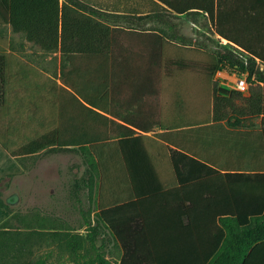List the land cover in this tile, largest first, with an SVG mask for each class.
Listing matches in <instances>:
<instances>
[{"label": "crops", "instance_id": "crops-1", "mask_svg": "<svg viewBox=\"0 0 264 264\" xmlns=\"http://www.w3.org/2000/svg\"><path fill=\"white\" fill-rule=\"evenodd\" d=\"M148 1L188 22L181 30L188 43L123 21L111 27L108 53H70L64 60L60 50L46 51L0 21L7 72L0 180L26 172L50 148L96 144L104 160L96 211L109 234L111 263L120 264L128 251L126 264H200L197 254L212 249L220 218H233L236 208L246 216L264 201L263 117L231 107L214 114V82L235 89L234 71L212 78L204 69L167 72L163 58L204 61L182 55L189 49L214 58L199 39L202 31L264 65V0ZM2 65L0 57V75ZM0 210L3 224L11 213ZM247 264H264V244Z\"/></svg>", "mask_w": 264, "mask_h": 264}, {"label": "trees", "instance_id": "trees-1", "mask_svg": "<svg viewBox=\"0 0 264 264\" xmlns=\"http://www.w3.org/2000/svg\"><path fill=\"white\" fill-rule=\"evenodd\" d=\"M157 4L172 13L163 5ZM107 13V14H106ZM108 13H114L108 16ZM162 16V14H161ZM160 17V14H119L104 12L82 0H0V21L10 23L13 31L22 32L26 38L46 51L60 50L65 58L70 53L106 54L111 49V27L114 24L126 22L129 25L145 29L143 23L147 19ZM170 32L160 30L166 37L176 42L188 43L189 38L177 34L174 27ZM158 29V28H155ZM225 33V32H223ZM188 41V42H187ZM212 60L197 61L183 57H164L163 68L167 72L178 69H204L211 78L219 70L238 71L240 75L247 74L250 83V94L245 96L237 89L219 86L214 82V114L223 113V109L231 107L233 111H241L255 115H262L264 127V65L260 64L254 56H248L247 63L233 50L227 47L216 49ZM3 65L0 75V106L5 112L7 102V72L6 56L3 54ZM62 80L65 78V63L62 66ZM223 95H229L225 97ZM242 99L243 105L235 107V99ZM96 141V140H95ZM0 143L5 146V132L0 135ZM96 144L81 145L79 147L57 146L44 153L55 151H76L85 155L90 173L87 177L76 179L71 191L72 195L80 202L79 190L82 186L92 188L94 177L100 178L102 167L99 154L95 149ZM259 189L254 190V197L258 196ZM264 192V190H263ZM258 203V202H257ZM1 207L11 210V205L2 202ZM251 209L242 216L238 208L235 209L233 218L226 220L220 218L221 231L215 236L212 249L198 252L201 256L200 264H247L248 260L256 258L260 244H264V201L252 204ZM99 214V213H98ZM85 223L91 229L92 242L99 233L98 220L93 224L90 213L84 216ZM6 223V221L4 222ZM115 231V226L111 225ZM7 231V230H4ZM159 254L160 252H155ZM169 255L163 252V255ZM179 254V252H178ZM180 254H182L180 252ZM120 264H126L124 257ZM162 255V252H161ZM167 262H169L167 260ZM16 264V263H11ZM24 264H48L42 258L30 259ZM98 264H112L108 259H100ZM170 264H180L174 261Z\"/></svg>", "mask_w": 264, "mask_h": 264}, {"label": "rangeland", "instance_id": "rangeland-1", "mask_svg": "<svg viewBox=\"0 0 264 264\" xmlns=\"http://www.w3.org/2000/svg\"><path fill=\"white\" fill-rule=\"evenodd\" d=\"M82 1L104 12L155 7V13L160 17H154V24L142 25L168 33L171 25L179 34L188 23L159 5L152 7V2L148 0ZM108 14L112 16L114 13ZM199 36L204 47L212 51L223 49L210 35L199 31ZM182 55L204 61L213 59H208L206 53L196 49L186 50ZM244 76L247 77V74ZM242 105L235 104V107ZM95 149L99 154L97 147ZM85 158L83 153L76 151L43 153L27 164L26 172L0 180V203L11 205V210L7 209L11 216L6 223L0 224V264H24L37 258L46 260L48 264H98L100 259H108L106 239L109 234L98 220L96 211L99 177H94L91 189L80 188V202L71 193L76 179L87 177L90 173ZM88 213L93 224L95 219L99 222V233L94 243L91 229L85 223L84 216ZM3 214L0 210V219Z\"/></svg>", "mask_w": 264, "mask_h": 264}, {"label": "built area", "instance_id": "built-area-1", "mask_svg": "<svg viewBox=\"0 0 264 264\" xmlns=\"http://www.w3.org/2000/svg\"><path fill=\"white\" fill-rule=\"evenodd\" d=\"M195 36H197V34H194ZM235 53H237L240 57H242L244 59V62L247 63L248 61V56L233 50ZM236 80H235V89L241 91L243 94H249L250 93V83L247 80V77L244 76V74H242L240 76V74L238 73V71H234ZM244 76V77H243Z\"/></svg>", "mask_w": 264, "mask_h": 264}]
</instances>
